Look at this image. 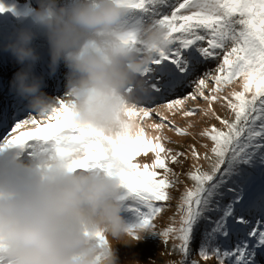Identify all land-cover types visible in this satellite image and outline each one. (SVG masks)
Returning a JSON list of instances; mask_svg holds the SVG:
<instances>
[{
    "label": "clouds",
    "instance_id": "obj_1",
    "mask_svg": "<svg viewBox=\"0 0 264 264\" xmlns=\"http://www.w3.org/2000/svg\"><path fill=\"white\" fill-rule=\"evenodd\" d=\"M0 4L19 13H0L14 18L0 32V53L19 66L10 92L37 117L56 110L65 117L54 141L34 144L30 161L0 144V258L4 264H156L151 258L121 261L117 246L154 236L125 217L129 168L123 156L140 135L130 115L139 103L137 88L172 43L167 28L134 24L128 0ZM42 63L46 71H37ZM61 66L66 109L46 91ZM90 142L104 167L75 168Z\"/></svg>",
    "mask_w": 264,
    "mask_h": 264
},
{
    "label": "snow or ice",
    "instance_id": "obj_2",
    "mask_svg": "<svg viewBox=\"0 0 264 264\" xmlns=\"http://www.w3.org/2000/svg\"><path fill=\"white\" fill-rule=\"evenodd\" d=\"M128 2L134 9V24H162L172 40L170 47L153 60L145 83L138 86L139 103L130 115L144 120L155 114L162 122L149 127L155 130L168 127L181 136L192 135L188 129L194 124L177 127L164 112L175 114L183 110V117L199 114L215 118L222 128L213 124L198 133L209 139L212 146L203 157L195 145L190 146L191 157L196 161L189 172L193 185L180 198L179 226H169L157 233L153 220L164 210V202L171 199L168 189L177 183L176 173L167 161L177 163L178 157L186 154H173L162 143L166 137H150L140 126V135L123 156L129 168L125 180L126 211L137 223L151 228L154 237H162L165 244L169 239L179 240L174 250L183 256L180 264H198L196 260L189 261V256L201 223L204 231L198 255L204 261L214 256L218 264H261L257 249L264 256V0ZM5 11L19 16L15 8L5 9L0 4V13ZM9 27L10 18L4 16L0 28L7 32ZM211 62H215L214 68L207 67ZM237 79H241V90L233 89L224 95V89ZM47 87L58 98L61 108L66 109L60 99L63 82L56 81ZM189 88L192 90L184 91ZM181 92L184 94L180 95ZM198 100L207 107L196 103L195 107L185 108L189 101ZM217 102H223L222 106L229 110L227 118L214 110L213 104ZM64 120L61 110L40 118L25 109L15 96L8 103L0 99V144L21 147L48 144L56 139ZM23 128L28 130L19 131ZM94 146L95 142L87 145L86 156L74 162L75 168L104 167L101 158L92 151ZM201 146L208 149V144ZM149 152L155 155L151 165L134 162L136 157ZM201 159L207 163V170L199 163ZM157 168L163 170L162 176ZM252 212L258 214L255 226L246 218ZM230 234H238L239 241L230 250L222 248L219 240L229 239ZM252 238L255 243L250 245ZM0 264H4L2 258Z\"/></svg>",
    "mask_w": 264,
    "mask_h": 264
},
{
    "label": "rangeland",
    "instance_id": "obj_3",
    "mask_svg": "<svg viewBox=\"0 0 264 264\" xmlns=\"http://www.w3.org/2000/svg\"><path fill=\"white\" fill-rule=\"evenodd\" d=\"M10 2L18 3L19 5H23L25 3V0H10ZM3 16H0V21H3ZM3 32V29L0 28ZM8 55L7 53H0V69L3 66H6L5 63V57ZM18 65L16 64L13 68H11L8 72V74H4L5 70H0V99H3L5 103L11 102L13 96L8 94L9 91V82L13 77V74L18 70ZM209 68L215 67V62H211L207 65ZM65 69L63 66H61L60 71L56 74L59 76L58 81H62L64 85V74ZM211 87V85H210ZM233 89L239 91L241 90V79H237L234 81L231 85L227 86L224 89V95H227L228 92L232 91ZM5 92H4V91ZM192 89H185L184 91H191ZM48 93L49 89L47 90ZM180 95H183L184 93H179ZM207 94V90H206ZM196 103L201 104L203 107H207V104L202 101L198 100L197 102L189 101L185 108H191L195 107ZM223 102H217L213 104V108L216 111L218 115L221 117L227 118L229 115V110L226 107L222 106ZM182 111H175V114L172 112H164V115L168 117L170 121H175V125L177 127L184 128L187 126L189 122H192L194 124V127L188 129L192 135H177L174 130H169L168 127L155 130L149 125L154 123H161V119L159 116H156L155 114H152L151 117L145 118L144 120H140L139 117H137V121L140 124V126L144 129L145 133L150 137H166L167 139H163L162 143L164 144L166 149H172L173 154L176 152H184L186 154L185 156L178 157L177 163H172L170 160L167 161L169 168L173 170L174 173H176L175 179L177 180V183L175 187L168 189V192L171 196V199L167 202H164L165 207L164 210L161 212L160 215H158L154 220L153 224L155 225L154 231L157 233L163 232L166 228L169 226H179L180 222V214L178 213V205L180 203V198L183 194V192L186 190V188H191L193 185V181L189 177V172L192 171V164L196 163L194 159L191 157L190 154V146L195 145L197 151L200 153L201 157H203L205 152H208L212 146V142L204 137H200L198 133L202 131L206 127H210L211 125H215L217 128H222V125H220L219 121L215 120V118L209 119L208 117L200 116L199 114L195 117H183ZM166 123V122H165ZM28 128L20 129L19 131H27ZM18 134L17 133H14ZM208 144V149L203 148L201 145ZM34 145L31 146V151L33 150ZM210 154V152H209ZM162 155H164L162 153ZM28 157L24 159L25 162L30 161L33 156V152H30L27 154ZM155 159V155L151 152L147 154H141L135 159V163L143 166L145 164L151 165L153 160ZM200 164L203 165L204 170L208 169L207 163L201 159ZM156 171L163 175V170L157 168ZM160 178V177H158ZM172 179L173 177H169ZM257 184H259V181H257ZM228 198L226 197L223 201V203H227ZM126 219L130 223L137 222L134 217H132L128 212L125 213ZM246 218H249L252 221V226H255V221L258 219V214L255 212L247 213ZM173 221L175 223L173 224ZM239 227V226H237ZM250 230V229H249ZM204 231V224L201 223L200 229L198 232L195 233V239L191 245V254L189 256V261L196 260L198 261V264H218L217 259L213 256L209 260L204 261L199 255H198V248L199 244L202 240V234ZM240 236L238 234H230V238L225 240L221 238L219 240V243L221 244L222 248L231 249L235 247L236 243L239 241ZM250 245L255 243V238H252L249 241ZM179 240H173L169 239L168 242L165 244L162 237H154V236H146L143 242L138 243L134 247H125L122 245H118V251L121 261L125 259H132L137 258L141 261H149V258L154 260L156 264H180V262L183 260V256L178 251L174 250V245H179ZM261 250L257 249V259L261 262V264H264V256L261 254ZM227 264V262H226Z\"/></svg>",
    "mask_w": 264,
    "mask_h": 264
},
{
    "label": "bare ground",
    "instance_id": "obj_4",
    "mask_svg": "<svg viewBox=\"0 0 264 264\" xmlns=\"http://www.w3.org/2000/svg\"><path fill=\"white\" fill-rule=\"evenodd\" d=\"M7 15L10 18V20H13L14 21V18H12L10 16V14H7ZM0 16H3L4 17V15H0ZM4 57H5V60H6L5 61L6 66L1 67L0 70H3L4 69L5 70V73L4 74H8L9 73L8 71L11 68H13L16 64H15L14 60L11 58V56L9 54L6 55V56H4ZM46 60H47V55H46V52H45V61ZM37 71H46V63H42L41 65H39L38 68H37ZM6 72H8V73H6ZM58 80H59V76L58 75H55L53 78L47 80V85H51L53 82H56ZM48 89L49 88L47 87L46 88V91ZM8 94H10V90L8 91ZM11 96L14 97V95L12 93H11ZM31 146L32 145L30 144V145H25L23 147H21V146H12V147L14 148V150L16 152H18L20 154L21 158L24 160L26 157H28L27 156L28 153L33 152V150L31 151Z\"/></svg>",
    "mask_w": 264,
    "mask_h": 264
},
{
    "label": "water",
    "instance_id": "obj_5",
    "mask_svg": "<svg viewBox=\"0 0 264 264\" xmlns=\"http://www.w3.org/2000/svg\"><path fill=\"white\" fill-rule=\"evenodd\" d=\"M0 32H2V30L0 29Z\"/></svg>",
    "mask_w": 264,
    "mask_h": 264
}]
</instances>
